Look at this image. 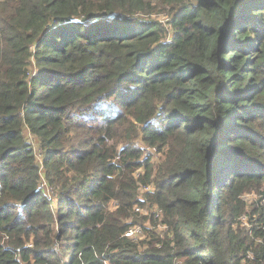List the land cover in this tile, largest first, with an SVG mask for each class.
I'll return each mask as SVG.
<instances>
[{"label":"trees","instance_id":"1","mask_svg":"<svg viewBox=\"0 0 264 264\" xmlns=\"http://www.w3.org/2000/svg\"><path fill=\"white\" fill-rule=\"evenodd\" d=\"M0 264H264V0H0Z\"/></svg>","mask_w":264,"mask_h":264},{"label":"rangeland","instance_id":"2","mask_svg":"<svg viewBox=\"0 0 264 264\" xmlns=\"http://www.w3.org/2000/svg\"><path fill=\"white\" fill-rule=\"evenodd\" d=\"M155 18L157 19H160L164 22L165 25L168 26V23H167V20H168V16H166L165 14H160V15H154ZM146 155L149 154V153H152V155L154 156V159L155 160H158L159 159V153L158 151H156V149H153V148H149L147 147L146 148ZM144 169L143 168H140L138 170H135L133 172V174L138 177L140 172H142ZM43 186L45 187V190L47 191V193L51 196H54V190L50 187V185H47L46 184V180L43 179ZM146 190H148V188H146ZM145 192V190L143 189L142 187V193ZM255 193H246L245 196H244V199L248 202V204L252 203L255 201ZM144 211L145 212H151L153 208H155V205H151L150 203H148L147 205H143L142 206ZM143 214H146V213H143ZM143 217V216H141ZM248 216H244L242 218V231L244 232V228L248 226ZM137 225H141L142 226V231L140 232L138 238L139 239H149L150 238V231H154L155 233L157 234H161L164 229H165V225H164V222L163 221H160V220H156V221H153V220H150L149 218H145V219H142L140 221V223L138 222ZM58 230L57 226H56V231Z\"/></svg>","mask_w":264,"mask_h":264},{"label":"built area","instance_id":"3","mask_svg":"<svg viewBox=\"0 0 264 264\" xmlns=\"http://www.w3.org/2000/svg\"><path fill=\"white\" fill-rule=\"evenodd\" d=\"M135 210H137L138 212H141V213H147L139 205L135 206ZM160 213H161V211L157 210L156 216H159ZM141 231H142V226L141 225H135V226L131 227L129 230L126 231V235L130 236V237H133V238H138V236H139Z\"/></svg>","mask_w":264,"mask_h":264}]
</instances>
